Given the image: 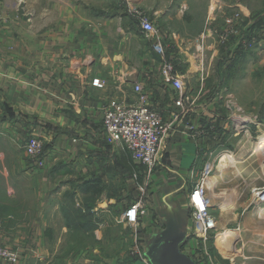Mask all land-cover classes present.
<instances>
[{"label": "crops", "instance_id": "0c3cea01", "mask_svg": "<svg viewBox=\"0 0 264 264\" xmlns=\"http://www.w3.org/2000/svg\"><path fill=\"white\" fill-rule=\"evenodd\" d=\"M140 16L161 30L185 94L200 100L176 120ZM214 58L221 77L212 92L198 87L193 68ZM180 63L190 72H178ZM245 82L256 84L247 96L254 114L256 100L264 103V0H0V247L15 251L20 264H152L172 244L195 263L188 198L203 171L201 134L213 110L205 99L237 100ZM141 98L171 127L143 197L147 212L129 227L119 217L140 199L145 171L109 142L103 109ZM31 134L44 141L46 169L22 149ZM64 168H71V189L57 185ZM245 202L239 198V207ZM263 210L251 227L264 237ZM135 243L142 259L131 254ZM229 257L237 264V254Z\"/></svg>", "mask_w": 264, "mask_h": 264}, {"label": "rangeland", "instance_id": "374dc122", "mask_svg": "<svg viewBox=\"0 0 264 264\" xmlns=\"http://www.w3.org/2000/svg\"><path fill=\"white\" fill-rule=\"evenodd\" d=\"M144 40L147 42V39ZM215 63L216 58L212 60L210 67L193 68L201 74L198 87L201 86L203 90H207V87L212 92L216 90L221 74L215 68ZM176 69L184 74L190 72L183 63L178 64ZM206 76H208L207 82H205ZM249 84L242 83L239 99L223 100L225 104L229 102L228 112L222 101L211 97L205 99L213 103V110L210 111L209 120L201 134L204 137L205 147H199V158L202 161L198 165V171L204 169L202 174L207 187L209 206H214L209 211L218 224L216 246L214 244L212 247L211 257L223 264H230L223 259V256L224 258L230 256V260H233L231 256L234 254H237L235 260L237 264H264V241H259L264 237L254 235L255 230L251 227L254 221H257L258 209H264V203L259 204V199L255 196L257 192L264 190V149L258 148L260 141L264 139L261 137L264 135L261 126L263 120L260 118L264 112V103L263 99L258 98L256 104L260 111L252 114L247 110L250 104L247 99L248 93L250 88L256 85L249 86ZM255 89L259 92L263 88L257 86L254 87ZM192 100L193 105L200 101L194 98ZM224 113L226 122H220ZM202 156L204 158H201ZM64 174L66 178H59L56 181L57 185L59 187L66 185L71 189L74 185L73 180L69 178V175H72L71 168H66ZM199 175L198 177L201 178ZM60 181L62 182L59 183ZM217 197H219L218 201ZM239 198L242 202L247 201L242 207H239ZM221 203V206L225 207L219 210L216 206ZM261 218H264V213ZM260 223L259 230L264 229V219Z\"/></svg>", "mask_w": 264, "mask_h": 264}, {"label": "built area", "instance_id": "2783aa9c", "mask_svg": "<svg viewBox=\"0 0 264 264\" xmlns=\"http://www.w3.org/2000/svg\"><path fill=\"white\" fill-rule=\"evenodd\" d=\"M137 13V12H136ZM140 32L143 37L152 42L153 52L161 58L160 78L164 85L169 86L173 92V104L177 112H171L173 120L187 112L193 105L191 97L185 94V84L171 63L166 59V40L159 28L154 26L147 18L140 16ZM249 47L252 44H248ZM93 86L100 87L98 83ZM136 93H141L139 85L134 87ZM140 102L135 105L114 103L103 109L102 125L104 133L113 145L124 149L132 161L144 169V184L138 186L141 197L130 204L119 221L129 227H135L140 217L145 216L147 209L143 199L151 183V176L158 165V158L164 139L169 133L171 124L164 120L160 109L156 106ZM44 141L37 135L31 134L22 145L27 159L35 168L46 169L48 163L44 158ZM197 179L188 198V210L192 224L191 237L194 241L193 259L195 264H222L212 257V244L216 239L217 222L209 211L207 187L205 178ZM140 173L133 176L138 180ZM263 194V195H260ZM259 204L264 203V190L255 195ZM261 202V203H260ZM131 254L143 257L138 243L133 245ZM0 264H20L17 253L11 249L0 247Z\"/></svg>", "mask_w": 264, "mask_h": 264}, {"label": "water", "instance_id": "95a60500", "mask_svg": "<svg viewBox=\"0 0 264 264\" xmlns=\"http://www.w3.org/2000/svg\"><path fill=\"white\" fill-rule=\"evenodd\" d=\"M161 249L152 264H195L192 259L181 254L180 250L172 244L164 245Z\"/></svg>", "mask_w": 264, "mask_h": 264}, {"label": "bare ground", "instance_id": "6f19581e", "mask_svg": "<svg viewBox=\"0 0 264 264\" xmlns=\"http://www.w3.org/2000/svg\"><path fill=\"white\" fill-rule=\"evenodd\" d=\"M263 146H264V145L260 144L258 148H263V149H264V147H263ZM239 237H240V236H239Z\"/></svg>", "mask_w": 264, "mask_h": 264}]
</instances>
